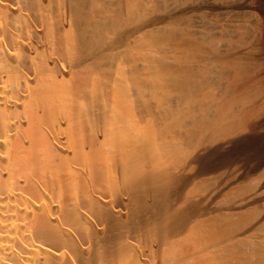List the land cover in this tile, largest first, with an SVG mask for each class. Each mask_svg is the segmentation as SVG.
<instances>
[{
  "label": "bare ground",
  "instance_id": "1",
  "mask_svg": "<svg viewBox=\"0 0 264 264\" xmlns=\"http://www.w3.org/2000/svg\"><path fill=\"white\" fill-rule=\"evenodd\" d=\"M263 126L264 0H0V264H263Z\"/></svg>",
  "mask_w": 264,
  "mask_h": 264
},
{
  "label": "rangeland",
  "instance_id": "2",
  "mask_svg": "<svg viewBox=\"0 0 264 264\" xmlns=\"http://www.w3.org/2000/svg\"><path fill=\"white\" fill-rule=\"evenodd\" d=\"M260 128V129H259ZM257 130H256V132H255V134H256V136L258 135V136H260L261 135V137L262 138H264V126L263 127H259ZM258 133V134H257ZM260 134V135H259ZM260 138V137H259ZM261 138V139H262ZM261 170L258 172V173H255V174H253V175H251L249 178H247V179H243V181H240L239 183H237L236 185H234V187L232 188V189H228L227 191H226V193H224L219 199H218V202H221L223 199H230L233 195H236L235 194V190H240V191H245V188H249V187H251V186H254V184H256L257 183V181H259V179H260V176H261ZM207 180H209L208 182H206L205 183V185L207 184H211V183H213L214 181H215V179H207ZM252 208H254V209H257V208H255V207H252ZM251 209H249V210H247V211H245L246 212V214H245V217L248 215L247 213L249 212V214H250V211ZM258 210V209H257ZM215 214H220V213H215ZM263 256H264V254H263ZM262 262H264V261H262ZM251 263H253V264H261V262H260V260H259V262H258V260L257 259H252V261H251ZM264 264V263H263Z\"/></svg>",
  "mask_w": 264,
  "mask_h": 264
}]
</instances>
